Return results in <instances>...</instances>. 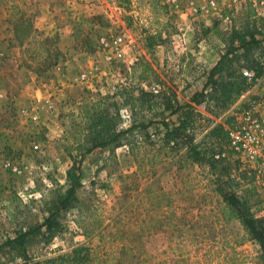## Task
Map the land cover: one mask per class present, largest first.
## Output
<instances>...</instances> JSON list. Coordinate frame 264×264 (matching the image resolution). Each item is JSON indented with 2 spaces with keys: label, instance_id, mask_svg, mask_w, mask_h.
Listing matches in <instances>:
<instances>
[{
  "label": "rangeland",
  "instance_id": "rangeland-1",
  "mask_svg": "<svg viewBox=\"0 0 264 264\" xmlns=\"http://www.w3.org/2000/svg\"><path fill=\"white\" fill-rule=\"evenodd\" d=\"M213 1L130 0L125 7L118 0H0V243L18 227L42 220V199L56 183H65L73 147L85 141L84 111L130 80L138 57L160 71L161 88H186L187 79L194 76L192 84L204 71L196 61L198 43H215L218 32L230 26L225 9L235 13L249 1L264 16V0ZM119 31L131 38V52L106 61L98 39ZM148 34H158L150 50ZM239 105L234 101L217 117L201 113L212 119L210 124L222 122L238 113ZM120 113L127 126L130 111L122 107ZM199 123L197 140L208 126L204 119ZM147 141L139 139L140 150L145 149L139 166L126 143L112 152L104 147L85 154L78 192L82 203L66 213V229L49 242L30 244L27 259L0 250V264L42 261L79 243L94 246L102 227L103 234L124 232L135 255L127 264L181 254L191 264L203 258L206 264H259L257 242L238 220L221 217V196L207 168L181 154L159 150L153 155L148 149L161 141L156 134L152 144ZM232 159L239 169L247 168L237 154ZM150 182L154 193L168 196L158 198V231L133 234L142 216L137 198ZM252 185L251 210L264 215V187L255 177Z\"/></svg>",
  "mask_w": 264,
  "mask_h": 264
},
{
  "label": "trees",
  "instance_id": "trees-1",
  "mask_svg": "<svg viewBox=\"0 0 264 264\" xmlns=\"http://www.w3.org/2000/svg\"><path fill=\"white\" fill-rule=\"evenodd\" d=\"M118 2L127 7L130 0ZM223 14L228 15L231 23L228 29L218 32L222 51L217 60L204 69L197 82L190 85L187 100H179L176 89L170 84L153 92L150 86L163 82L161 73L149 59L140 56L130 67V80L86 108L85 141H79L73 147L75 153L65 170V183H56L48 190V197L42 199V220L18 227L12 236H7L0 243V250L27 259L30 244L49 242L66 229V213L82 203L78 192L83 184L82 161L85 154L104 147L112 152L115 147L126 143L139 166V156L145 150H140L139 139L149 140L147 144H152L150 137L156 134L161 142L154 149H148L153 155H157L159 150H164L166 155L181 154L185 161L207 168L213 176L214 189L221 196V217L226 221L238 220L248 236L259 245V264H264V215L256 216L251 210L253 173L247 168L239 169L232 159L235 152L228 145L226 126L233 124L234 116L210 124L212 119L197 109L200 107L217 117L264 72L261 65L264 16L249 1L235 13L225 9ZM157 41L158 34H148L145 46L150 50ZM244 69L254 72L251 79L243 75ZM122 107L130 111L131 120L127 126L122 125ZM144 111L150 117L137 118V114ZM200 119L206 120L208 126L204 127V133L197 140L195 128L200 125ZM235 188H242V191L238 193ZM158 192L154 193L153 182H150L137 198L142 206V216L133 234L158 231V198L161 195L168 197L166 192ZM164 204L167 209L170 201L166 199ZM103 228L96 234L94 246L79 243L69 251L30 264H127L135 255L124 232L117 229L116 234L112 231L103 234ZM142 260L139 258L140 262ZM205 261L203 258L197 262L206 264ZM143 264H191V261L181 254Z\"/></svg>",
  "mask_w": 264,
  "mask_h": 264
},
{
  "label": "built area",
  "instance_id": "built-area-1",
  "mask_svg": "<svg viewBox=\"0 0 264 264\" xmlns=\"http://www.w3.org/2000/svg\"><path fill=\"white\" fill-rule=\"evenodd\" d=\"M173 2L176 4V0ZM213 2L210 0L209 4ZM132 45L133 42L125 31L101 35L98 39V47L103 51L106 61L125 58L131 52ZM261 65L264 69V57ZM242 73L248 79L254 75L250 69H244ZM251 86L257 87L252 96H245L244 91L238 97L242 101L239 102L240 108L234 115L233 124L226 126L227 140L229 147L250 169L258 184L264 187V72L255 78ZM150 89L157 92L161 85L155 83Z\"/></svg>",
  "mask_w": 264,
  "mask_h": 264
},
{
  "label": "crops",
  "instance_id": "crops-1",
  "mask_svg": "<svg viewBox=\"0 0 264 264\" xmlns=\"http://www.w3.org/2000/svg\"><path fill=\"white\" fill-rule=\"evenodd\" d=\"M203 41L204 39H200L199 41ZM199 47L201 48L198 52L196 51V61H198L199 66H202V69L207 68L208 66H210L211 64H213L217 58L219 57V54L222 51L223 48V44L220 40L219 37H217L215 43H205L201 45V42L198 43ZM214 52V53H213ZM193 74H196L199 76L198 71L196 70ZM194 78V76H192V79ZM192 79H187L188 80V84L187 87L185 88L184 86L182 87L181 85L179 86V90H176L177 92V96L179 98V100L184 101L188 99V94H189V89H190V85H191V81ZM198 80V78L196 77V79L193 80V83H196ZM175 88V87H174ZM256 86H251L250 88H248L246 90V95L245 96H252L255 92H256ZM179 91H182V94H180ZM237 103L239 104V102L242 101V98H238ZM198 110H202V112L204 111L202 108L197 107Z\"/></svg>",
  "mask_w": 264,
  "mask_h": 264
}]
</instances>
